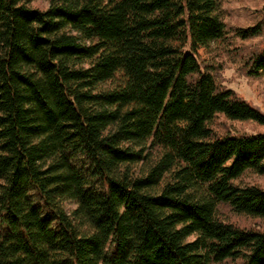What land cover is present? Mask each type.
<instances>
[{
	"label": "trees",
	"instance_id": "obj_1",
	"mask_svg": "<svg viewBox=\"0 0 264 264\" xmlns=\"http://www.w3.org/2000/svg\"><path fill=\"white\" fill-rule=\"evenodd\" d=\"M32 1L0 0V264H264V230L220 213L264 218L236 183L264 131L214 126L264 125L218 83L221 0Z\"/></svg>",
	"mask_w": 264,
	"mask_h": 264
},
{
	"label": "rangeland",
	"instance_id": "obj_2",
	"mask_svg": "<svg viewBox=\"0 0 264 264\" xmlns=\"http://www.w3.org/2000/svg\"><path fill=\"white\" fill-rule=\"evenodd\" d=\"M49 3L50 0H33L31 6L46 9ZM221 7L223 19L227 24L228 41L222 42L219 46L216 45L219 48L217 54H219L218 59L221 62V67L217 71L218 83L221 87L234 90L238 96L264 113V74L250 75L244 64V59L253 51L264 47V0H221ZM257 23L262 24L259 35L248 39L237 36L238 28H246ZM203 57H206L204 52ZM214 126L220 133L264 131V125L254 121L229 120L221 115L216 118ZM236 183L264 187V174L247 172L237 179ZM33 196L36 199L35 192H33ZM36 204H39L37 199ZM220 213L223 218L229 219L241 227L264 230V218L238 214L228 204L220 205ZM218 264H243V262L241 259H230Z\"/></svg>",
	"mask_w": 264,
	"mask_h": 264
}]
</instances>
